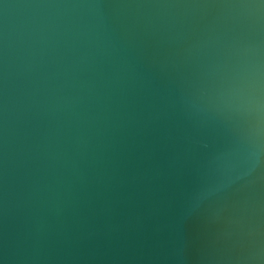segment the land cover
Masks as SVG:
<instances>
[{"label":"water","instance_id":"95a60500","mask_svg":"<svg viewBox=\"0 0 264 264\" xmlns=\"http://www.w3.org/2000/svg\"><path fill=\"white\" fill-rule=\"evenodd\" d=\"M0 264H264V0H0Z\"/></svg>","mask_w":264,"mask_h":264}]
</instances>
